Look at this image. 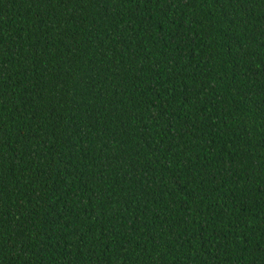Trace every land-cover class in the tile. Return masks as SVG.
<instances>
[{
  "label": "trees",
  "instance_id": "16d2710c",
  "mask_svg": "<svg viewBox=\"0 0 264 264\" xmlns=\"http://www.w3.org/2000/svg\"><path fill=\"white\" fill-rule=\"evenodd\" d=\"M0 264H264V0H0Z\"/></svg>",
  "mask_w": 264,
  "mask_h": 264
}]
</instances>
